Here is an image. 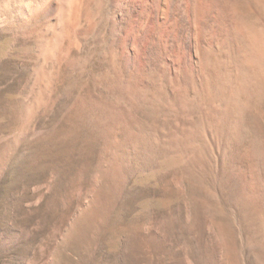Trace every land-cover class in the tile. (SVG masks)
Wrapping results in <instances>:
<instances>
[{
    "label": "rangeland",
    "instance_id": "obj_1",
    "mask_svg": "<svg viewBox=\"0 0 264 264\" xmlns=\"http://www.w3.org/2000/svg\"><path fill=\"white\" fill-rule=\"evenodd\" d=\"M20 1L0 0V264H264V65L229 97L172 16L170 74L142 59L119 88L107 9L53 51Z\"/></svg>",
    "mask_w": 264,
    "mask_h": 264
},
{
    "label": "bare ground",
    "instance_id": "obj_2",
    "mask_svg": "<svg viewBox=\"0 0 264 264\" xmlns=\"http://www.w3.org/2000/svg\"><path fill=\"white\" fill-rule=\"evenodd\" d=\"M238 1L26 0L20 1V5L17 4V11L20 13L19 16L22 15L25 25L31 22H43L47 31L57 36L58 40L52 44V48L53 51L54 49L58 51L63 39L87 33L95 24L96 15L103 9H107L109 31L116 46L115 53H117L112 74L119 80V88L123 89L134 88L129 82L138 77L139 72L135 64L142 59L147 66L157 69L160 74L165 71L170 74L164 42L163 44L161 42V32L163 27L169 24L170 17L175 16V31L184 33L191 42L193 62L196 65L199 61L209 63L219 74L224 71L225 76L220 74L218 80L221 82L224 80L230 97L231 92L238 89L240 91L243 83L249 78L250 69L254 67L249 66L250 69L243 67L244 62H251L249 65L256 64L260 67L264 65V23L258 27L244 19L237 11ZM249 2L251 8L260 18L262 17L264 22V0H249ZM182 36H179L177 44L179 50L188 46L189 43L183 41ZM183 61L185 63L187 60L183 59ZM179 62L178 60L176 63ZM111 64L113 65V62ZM226 91L224 93H227Z\"/></svg>",
    "mask_w": 264,
    "mask_h": 264
}]
</instances>
